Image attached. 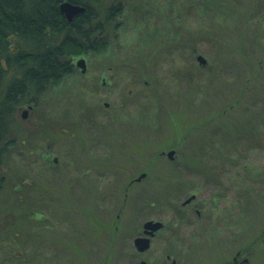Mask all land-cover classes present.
<instances>
[{"label": "rangeland", "instance_id": "374dc122", "mask_svg": "<svg viewBox=\"0 0 264 264\" xmlns=\"http://www.w3.org/2000/svg\"><path fill=\"white\" fill-rule=\"evenodd\" d=\"M132 1L136 8L121 15L106 50L81 56L84 74L78 67L63 76L26 118L21 110L27 104L17 108V141L0 168V264L8 257L16 264H138L131 225L143 217L172 219L171 198L185 196L192 185L198 197L207 196L206 164L224 168L220 204L231 212L221 235L204 239L183 226L177 237L156 235L143 259L170 264L165 253L171 249L176 264H224L242 250L250 255L248 264H264V0H223L213 11V26L189 4L188 25L197 32L186 38L180 32L186 13H177V0H156L153 39L134 16L146 0ZM173 19L175 29L168 30L165 23ZM133 47L142 49L140 56L128 51ZM86 100L99 128L76 125L77 103ZM63 120L66 135L59 129ZM78 130L88 148L101 137L95 153L106 154L83 156L73 136ZM48 148L59 156L58 165L42 163ZM93 158L109 159L110 180L96 183L90 175L79 183L80 165ZM173 164L180 166L177 177L171 176ZM143 171V180L128 185ZM119 211L122 233L112 229Z\"/></svg>", "mask_w": 264, "mask_h": 264}, {"label": "trees", "instance_id": "16d2710c", "mask_svg": "<svg viewBox=\"0 0 264 264\" xmlns=\"http://www.w3.org/2000/svg\"><path fill=\"white\" fill-rule=\"evenodd\" d=\"M61 1L63 0H0V168L17 141V108L24 104L37 105L43 100V96L63 76L75 71L76 57L106 50L109 40L122 25L121 15L128 9L136 8H130L132 0H68L85 7L82 13L68 21L60 12ZM222 1L183 0L178 4L177 0L176 11L186 13L187 7L192 4L190 7L203 20L204 25L213 26V11L223 4ZM146 2L147 5L141 4L140 13H135L134 16L139 26L153 39L158 31V24L150 13L156 16L160 11L156 0ZM190 17L186 13L180 20L181 36L185 38L192 31L197 32L195 26L188 25ZM248 18L250 16L247 15V20ZM174 22L173 19L172 25L165 23L168 30L175 29ZM148 41L150 42L144 40ZM128 51L140 56L138 54L142 49L133 47ZM65 123L66 120H63L62 124ZM190 162L199 165L193 158H190ZM167 187L173 194V187L170 184ZM6 262L16 264L12 257L4 259L2 264H7Z\"/></svg>", "mask_w": 264, "mask_h": 264}, {"label": "flooded vegetation", "instance_id": "af4514ba", "mask_svg": "<svg viewBox=\"0 0 264 264\" xmlns=\"http://www.w3.org/2000/svg\"><path fill=\"white\" fill-rule=\"evenodd\" d=\"M77 60V59H76ZM87 61V59H86ZM75 63V70H78L79 68L76 66V61H74ZM87 65V62H86ZM88 69V67H85L83 71L80 70L81 74H84L86 72V70ZM101 85L106 86V88H108V86H110L109 82L106 81L105 79H102L101 81ZM117 89V88H114ZM92 96L94 97L95 93H93V91H91ZM116 96H118V93H116ZM115 97V96H114ZM79 108H80V113L78 115V117L80 116V118L78 119V123L76 125H79V127L81 128L82 125H89L92 127H97V125L93 124L92 120L93 117L90 116V114H92L93 112H95V109L92 108L91 109V103L86 100V101H79V103H77ZM103 106H108L109 103L107 101H103ZM34 104H27V107L24 109H27L26 112V116L28 114V111H30L31 109H33ZM24 109L21 110V114L23 113ZM86 111V112H83ZM88 110V111H87ZM88 112V113H87ZM86 114V115H82V114ZM81 114V115H80ZM23 117V118H26ZM97 116H94V119H96ZM100 124H102V122L100 121ZM61 132L66 135V126L63 124V126H60ZM100 130V129H98ZM80 130L76 131L73 133L74 136V140H75V144L79 147V152L83 155H96V156H101L105 153V151L99 150V153H95V149H96V145L99 143L101 144V137H97V139H94V143L91 145V147L95 146L94 148H88L87 144H84V142L82 141V137H81V133H79ZM60 132V133H61ZM59 133V134H60ZM72 135V134H70ZM60 136V135H59ZM24 142V141H22ZM90 144H91V140H90ZM107 145V143H106ZM34 149H29V153H33ZM92 152V154H91ZM106 154V153H105ZM173 158V157H172ZM171 159V158H170ZM21 160V159H20ZM42 163L46 164L47 166H56L59 164V156H56L54 153H52V151L50 150V148H48L47 150H45L44 153H42ZM92 161V162H91ZM111 163L109 162V159L107 161L105 160H100L98 161V158H93L90 159L88 161H86V163H82L80 165V168L78 169V175H77V179L78 182H82V177H87L89 178L90 175H95L94 181L97 182H102L103 180H110L109 178L111 177V171H112V167L110 165ZM79 166V165H78ZM179 165L177 164H173L171 165V168H173L171 171L175 172L173 175L171 176H179ZM204 169L206 171H209V179L206 181L205 186H207L208 188V192H207V196H203V197H198L197 194L194 193V188L192 185V190H190V192L188 191L187 193H185V196L180 195V196H176V197H172L171 200L173 201L174 204H172L171 208H172V219H168L166 216H162V215H157V216H153V217H143V221L139 224H132L131 228L129 230L133 231V237H132V247L134 248L135 252H136V262L138 264H141L142 261H145L146 264H149L147 262V260L143 259V255L144 253H146L154 244L153 239L156 237V235H159L161 233L167 232V237L171 236L173 237H177V235L180 234L181 228L184 226V228H186L187 232L188 230H190L189 233L193 234L194 232H202L203 238H210L213 239L217 236H220L223 230V226L225 224L226 217H225V213L231 212V210L227 209V204H220V202L222 201L223 197H224V191L221 189L220 183L222 178L220 177L223 171V167L218 166V165H212V164H206L203 165ZM48 168V167H47ZM211 171V172H210ZM95 172V173H94ZM144 174V176H142L140 179H138V177ZM145 175H147V173L145 171L141 172L138 176L136 177H132L129 179L128 181V185H132L134 183H139L141 180H143V178L145 177ZM178 182H180V179L175 180L174 182L170 184H174L176 185ZM191 188V187H189ZM190 195H195L190 201L185 202V200L190 196ZM237 200V199H236ZM232 202V201H231ZM230 204V202H229ZM234 204H236V202H234ZM152 205V204H151ZM237 206L234 205L233 208H235ZM161 206L159 205V208ZM227 209V211H226ZM186 211V215L182 216L181 213L182 211ZM219 212V213H218ZM122 215V212L119 211L118 213H116L115 215V219H114V223H113V231L117 232V233H122V231L124 229H122L121 225H124L121 221H120V216ZM145 218V219H144ZM229 220L233 221V223H235L234 221V217L230 216ZM146 220H155V221H161L162 225L161 227H159L158 229L154 230L151 234L149 233H145L144 232V223ZM139 224V225H138ZM140 226V227H137ZM205 235V236H204ZM137 236H145L148 238V243L149 246L148 248H146L143 251H139L136 248L135 245V237ZM160 236V235H159ZM168 244H164V247H167ZM170 248L173 246L172 244H169ZM252 244H250V248ZM163 246H161L162 248ZM248 247V248H249ZM169 248V249H170ZM245 250V249H244ZM172 250L170 249V252H166L165 253V259L166 261L170 260V264H176V260L174 257H172L171 255ZM250 262V255L246 254V252H243L242 250H237L234 255H232L231 259L227 260L226 262H224V264H248ZM217 264H223L222 263H217Z\"/></svg>", "mask_w": 264, "mask_h": 264}, {"label": "water", "instance_id": "95a60500", "mask_svg": "<svg viewBox=\"0 0 264 264\" xmlns=\"http://www.w3.org/2000/svg\"><path fill=\"white\" fill-rule=\"evenodd\" d=\"M84 6L80 5V4H76V3H72L68 0H63L59 3V9L60 12L63 13V15L65 16V18L68 21H72V19L77 15L80 14L84 11ZM196 60L201 63V64H205L206 63V59L205 57H203V55L198 54L196 55ZM76 66L79 67L81 69V71L84 70L85 68V59L83 57H79L76 60ZM26 112L27 109H24L23 113L21 114L22 117L26 116ZM173 153L174 150L170 149L167 151L166 155L167 157L170 159L173 157ZM142 176H144V174H141L138 179H140ZM195 195H190L185 202L190 201ZM162 222L161 221H155V220H146L144 223V232L145 233H149L151 234L154 230L158 229L159 227H161ZM135 245L137 250L139 251H143L146 248H148L149 243H148V238L145 236H137L135 237ZM263 244H264V240H263ZM141 264H146L145 261H142Z\"/></svg>", "mask_w": 264, "mask_h": 264}]
</instances>
